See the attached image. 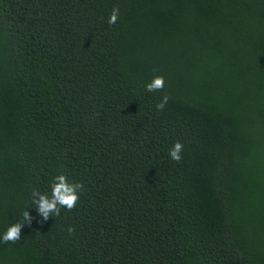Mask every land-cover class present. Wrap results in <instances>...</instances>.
I'll return each instance as SVG.
<instances>
[{
  "label": "trees",
  "instance_id": "obj_1",
  "mask_svg": "<svg viewBox=\"0 0 264 264\" xmlns=\"http://www.w3.org/2000/svg\"><path fill=\"white\" fill-rule=\"evenodd\" d=\"M60 174L84 189L44 220ZM14 223L0 264H264V0H0Z\"/></svg>",
  "mask_w": 264,
  "mask_h": 264
},
{
  "label": "clouds",
  "instance_id": "obj_2",
  "mask_svg": "<svg viewBox=\"0 0 264 264\" xmlns=\"http://www.w3.org/2000/svg\"><path fill=\"white\" fill-rule=\"evenodd\" d=\"M120 16V10L118 7H113L111 10L108 23L115 24ZM164 88V78L162 76H154L150 82L145 85V89L148 92L161 91ZM169 97L165 94L161 97L160 102L156 104L158 111L163 110L168 102ZM183 151V145L180 142H175L169 149V157L179 162L182 159L181 153ZM50 195L47 193H41L33 191L32 201L37 204V211L47 220L49 215H59L60 209L64 208L71 211L76 207L77 201L80 199L79 193L83 191L84 186L81 182L69 183L68 178L63 175H57L53 178L50 185ZM23 221H28L29 213L25 210L22 213ZM69 233L74 231L73 228L67 229ZM21 223H14L9 225L6 230L0 235V242L16 244L20 240Z\"/></svg>",
  "mask_w": 264,
  "mask_h": 264
}]
</instances>
